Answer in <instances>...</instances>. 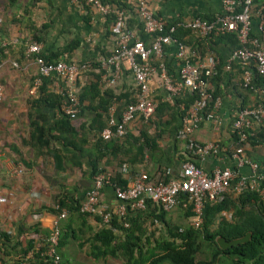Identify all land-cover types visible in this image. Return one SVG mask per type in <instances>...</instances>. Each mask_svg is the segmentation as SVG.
<instances>
[{"label":"crops","instance_id":"crops-1","mask_svg":"<svg viewBox=\"0 0 264 264\" xmlns=\"http://www.w3.org/2000/svg\"><path fill=\"white\" fill-rule=\"evenodd\" d=\"M126 3L131 8V11L125 9L127 17L131 18L133 15V18L136 19L133 13L134 0H127ZM222 3L223 0H151L150 7L155 14L168 22H173L177 20L186 21L193 17L212 18L222 13ZM34 4L33 0H27L23 4H19L17 0L14 6H6L7 10L12 11L11 15L0 21V86L2 90L0 100L2 103L0 105H3V107L0 106V197L5 199L0 204V232L9 236V241L0 245V255L5 252L8 255L4 257L6 261L18 255L19 248L13 247L18 239L21 242L19 247H23L26 239L37 235L32 230L35 224L38 230L51 229L56 216L40 206H50L54 197L65 191H70L69 196L73 194L84 198V193L91 185L92 179L90 176L91 166L86 155H80L79 152H76L80 162L79 167L72 165V161L65 158L66 161L63 163L59 161L61 166L56 169L52 159V150H59L60 154L68 156L73 152L72 149L64 147L59 140H51L48 148L46 146L40 147L30 140L31 127L29 122L34 120L36 115H47L46 128H49L53 121L59 117L56 107L48 108L40 105L32 107L29 104L31 99L37 96V87L35 89L32 87V81L37 72L32 58L24 55L22 47L24 42L28 41L27 37L31 34L29 30L32 29V26L37 27L38 23L47 25L44 29L45 39L43 42H39L40 53H45L49 47L52 49L59 48L68 41L64 37L62 38L63 42H61L59 33H67L69 30L72 33L73 31L74 34L69 40L78 39L79 45L70 52L62 53L59 58L75 63L91 62V68L78 76L74 87L76 91H79L81 86L95 80L101 96L108 98V95H111L107 110L108 116L118 119L125 104L122 102L123 100H116L115 97L124 93H132L136 89L126 63L120 64L114 83L107 81V77L99 67V60L112 51L117 37L107 15L103 16L96 9L91 8H86L83 11L79 7L82 8L84 5L77 0H62L60 9H65V13L63 12L65 17L62 26L59 23L60 25L56 30L53 27L56 22L53 15L47 16L50 11L44 10V17L47 20H37V13L41 6ZM43 8L45 9V7ZM85 14L87 21L84 20ZM17 18L19 19L18 23L12 22ZM22 19L30 21L28 26L25 27L24 24H21ZM132 26L134 25L132 24ZM50 27L53 28V31H49ZM129 29L134 31L131 27ZM250 34L257 37L259 35L258 19L254 13H251ZM222 39L220 40L215 36L210 39L199 38L193 32H187L181 36V40L189 46L196 47L200 55L212 51L218 61L223 64L230 51V45ZM175 49V45L169 43L164 46L163 53V60L168 67L167 72L172 78L177 77L174 59ZM93 61H95V67H92ZM12 63L15 65L13 66ZM225 76L227 79L218 80L216 85L213 84L215 89L218 88V96L221 98L220 105L214 112L215 118L201 121L192 131V137L195 140L199 142L211 140L217 144L216 152L194 158V162L205 170L234 165L229 156L235 147L231 136L233 113L239 105H251L257 99L253 92L240 86L241 74L238 66L232 65ZM44 79L49 91L58 94V90L65 87L62 80L55 75L47 76ZM189 95L190 92L186 88H182L174 100H183ZM148 96L157 103L167 102L171 109H165L158 117L152 118L158 126L155 124L147 125L148 120L144 121L141 118H136L126 124V134L120 146L100 147L97 141L100 137V131L95 121V150L89 147L93 142L92 135L88 136V142L84 145L90 148L92 153L95 151V172L103 171V173L113 175L118 172L122 163H126L128 170L123 174L124 176L128 177V172L133 173L134 170L145 172L150 179H156L161 176L162 170L165 169L163 165L164 156L169 155L172 158V163L168 169L170 175L172 177L178 175L180 165L186 155L183 142L175 137V130L180 124V117L175 113V111L177 112L176 106L165 100L166 91L157 76H153L148 81ZM10 108H15L17 111L13 109L10 113ZM7 113H9L8 116ZM3 115L4 118H2ZM102 115L101 120L104 117V114ZM78 119V124L87 125L91 120V115L86 112ZM140 130H144L147 137H151L155 130L160 132V136L155 139L156 146L153 149L145 146L141 151L138 150L140 141H142L139 138ZM242 153L249 160H254L253 162H264V146L260 144L251 145L247 143L243 146ZM251 174L252 171L248 165L238 167V175L250 177ZM233 184L234 180L231 181V188ZM226 194L233 197L236 195L231 190ZM100 199L106 205L114 204L112 185H103ZM175 210L178 212L179 209L176 207L166 211L165 216H169L171 219ZM227 212L231 214L230 211ZM179 213H181L180 210ZM88 223L92 224L95 231L102 227L100 222L94 221L92 218H89ZM71 246L68 244L66 249ZM71 258L73 260V257L69 255L67 258H63V262L69 264Z\"/></svg>","mask_w":264,"mask_h":264},{"label":"built area","instance_id":"built-area-1","mask_svg":"<svg viewBox=\"0 0 264 264\" xmlns=\"http://www.w3.org/2000/svg\"><path fill=\"white\" fill-rule=\"evenodd\" d=\"M82 5L96 9L101 15H113L112 28L117 34L112 51L99 60V67L103 70L109 83H114L120 64L126 63L131 72L134 86L137 89L136 101L126 104L120 117L114 119L108 116L106 125L100 130L99 136L103 140L112 137L121 138L126 132V124L137 114L138 118L146 121L154 112L157 102L148 96V81L157 76L166 91L165 100L173 104L176 94L186 88L193 96L191 103L184 108L178 104L183 113L180 124L175 130V137L182 141L187 154L181 163L179 173L167 182L152 183L145 172L140 171L130 178L124 187L113 186L115 202L106 205L101 202V189L109 184L106 173H97L93 176L90 187L84 193L81 210L95 215L98 214L102 226L108 225L112 216L127 226L122 216L143 210L147 201L169 211L176 207L190 206L193 213L190 225L196 227L201 221V210L205 202H218L229 190L234 194L242 191L254 190L264 199V187L261 182L264 174L257 169V164L247 158L243 151L233 150L229 153L237 171L230 167H214L205 170L194 163V158L201 157L210 152L217 151V144L211 140L199 142L192 137V131L206 119L215 118L214 112L220 105L221 98L213 96L211 77L216 72L219 61L212 51L199 55L196 47L180 42L173 34L178 28L189 29L199 38L210 39L216 34L234 33L238 46L230 49L226 61L221 68L227 72L232 65L240 69L242 87L249 89L256 95V102L251 105L238 107L233 113L231 128L237 140L245 143L252 136L258 126L264 127V17L262 0L255 9L258 19L259 35L250 34V20L252 13V0H223L222 13L215 15L211 20L193 17L189 20L166 21L155 14L150 7L151 0H134L133 13L142 30L152 36L146 46L135 32L127 26L128 17L124 8L106 2V0H77ZM173 43L176 47L174 59L177 67V77L167 72L164 60V46ZM24 55L31 57L36 66L37 75L32 81L35 89L41 84L42 77L55 75L62 80L65 87L58 90L61 97L57 107L59 115L70 120L75 119L78 112V100L75 94L74 83L78 76L91 68V62L75 63L71 60L59 58L52 62L44 61L40 53V44L31 42L26 44ZM13 66L15 63H12ZM253 71L263 80L257 84ZM2 90L0 86V99ZM248 165L252 171L250 177L237 174L238 167ZM20 172V169H18ZM118 172H127L126 163H122ZM234 180L232 188L231 181ZM0 197V204L4 202ZM221 215L229 218L228 212ZM64 214H60L62 217ZM56 217L52 222L51 234L47 237V246L37 251L35 246L37 236L33 239V249H29L24 256H16L4 264H27L34 260V254L42 263H59V255L55 252L57 246ZM39 242L38 245H40Z\"/></svg>","mask_w":264,"mask_h":264},{"label":"trees","instance_id":"trees-1","mask_svg":"<svg viewBox=\"0 0 264 264\" xmlns=\"http://www.w3.org/2000/svg\"><path fill=\"white\" fill-rule=\"evenodd\" d=\"M3 1L8 7L14 6L17 2V0ZM261 1L262 0H252V13H254ZM106 2L131 11L130 6L126 3L127 0H106ZM84 8L88 9L89 7L84 5ZM262 13L264 17V6ZM107 17L111 22L113 21V15L109 14ZM86 18L87 16L85 14V21H87ZM211 19L212 18H208L207 20ZM12 22L18 23L19 19H14ZM128 22H131V24H127L128 28H133L136 37L147 46L152 40V36L142 30L141 24L137 23L133 15L131 18H128L127 23ZM132 24L134 26H132ZM46 27V24H40L38 29L34 26H32V29L29 28L32 39L36 42H43L45 39L44 29H46ZM187 32L192 31L178 28L173 36L180 40V42L187 44L181 40V36ZM215 37L220 38V40L223 38L224 41L229 43L230 49L238 46L234 33L216 34ZM78 45V39H70L59 48H47L45 53H41V55L44 61L52 62L57 60L62 53L70 52ZM164 63L168 70L166 62ZM221 66L222 62L219 61L216 72L211 77L212 84L215 83L216 85V81L227 79V76H225L226 72L222 70ZM92 67H95V61L92 62ZM253 77L257 84L260 80H263V77L259 76L255 71H253ZM44 78L45 77H42L41 84L37 86V96L31 99L29 104L32 107L40 105L48 108H57L61 97L56 92L49 91L46 88ZM241 83L242 79L240 80V86L242 87ZM217 89L218 88L215 89L213 85V96L218 95ZM243 89L250 91L247 88ZM75 94L78 100V112L73 120H77V122L75 123L64 115H59L49 128H46L47 115L38 114L34 120L29 122L31 127L30 140L36 145L40 147L46 146V148L49 147L51 140H59L64 147L72 149L73 152L68 156L60 154L59 150H52V159L53 162H55L56 169H59L61 166L59 161L63 163V161H66L65 158L71 160L72 165L79 167L80 162L76 156V152H79L80 155H86L91 166L90 176L93 178L94 175L103 173V171L95 172V151L92 153L90 148L84 145L88 142V136L92 135L93 142L89 147L95 150V121L97 122L99 131L106 125L108 118L107 110L111 101V95H108V98L101 96L95 80L89 82L87 85L81 86L79 91H75ZM136 95L137 89L132 93L118 95L115 99L123 100L122 102L125 105L132 104L136 101ZM192 98L193 96L190 94L186 99H175L173 101L172 105L176 106L177 112L175 111V113L179 117H181L183 110L177 108L178 104L186 108L189 103H191ZM242 106L243 105H239L238 107ZM165 109H171L167 102L157 103L153 114L147 119L148 121L146 120V124H155V126H158L156 121L154 122L152 118L158 117ZM86 112L91 115L90 122L87 125L84 123L78 124L79 116H82ZM102 114H104V117L101 120ZM125 134L121 138L112 137L108 140H103L101 137H98V145L102 148L120 146L122 145ZM159 136L160 132L158 133L156 130L151 137H147L146 132L140 130L139 138L142 139V141H140L138 150L141 151L145 146L149 149H153L156 146L155 139ZM231 136L235 144L233 150H242V147L247 143L264 146L263 126L256 127L252 136H250L245 143L237 140V136L233 129H231ZM185 155L189 154L185 152ZM164 157L165 161L163 165L165 169L162 170L161 176L156 179H150L146 174L148 180L152 183H165L172 178L168 170L172 163V158L169 155ZM185 159L186 157H184L182 161ZM255 163L257 164L258 171L264 174V162L255 161ZM230 168L237 171L234 165H230ZM139 172L140 171L136 172L134 170V174L128 172V177L120 172L114 173L113 175L106 173L107 181L110 185L124 187L127 181ZM261 186L264 187V179L261 182ZM69 192L70 191H65L61 194H57L50 206H40L52 212L57 218L55 226L57 230V246L55 252L61 254L63 258L65 255L64 250L69 244L77 249L85 247V253L93 259L102 260L105 257H120L122 258L123 264H160L162 262H167L168 264H226V260H228L230 264H264V199L254 190L242 191L234 197L229 196V194H224V197L218 202H205L201 210V223L196 228L187 223L183 224L182 228H179L177 224L168 225V222L165 220L166 211L151 204L150 201H147L145 209L122 216V219L127 222V226H123L115 216H112L108 225H104L96 231L92 224L88 223V220L92 218L94 221L100 222L101 219L99 215L96 213L93 215L82 211L81 203L84 198L73 194L69 196ZM39 209H37V211H39ZM178 209L182 211L181 214L184 219L188 218L189 220L193 216V213L190 211V206L185 208L179 206ZM148 210H150V212H147ZM222 211L231 212L230 220L225 219L223 216H218ZM62 213L64 215L60 217ZM147 218H150L149 222L152 225L155 224V222H160L165 226L166 234L154 238L153 243L149 242V237L152 236L153 233L151 231L148 233L144 227V222ZM216 218H218L217 222ZM212 226L213 228L210 229ZM32 230L36 232V236L40 239L47 238L52 232L51 229L38 230L36 224L35 227L33 226ZM115 230H118V233H115ZM246 232H250V236L245 242L238 243L237 245L225 249L219 248L216 244L215 238L218 236L226 240H231L243 236ZM200 239L205 242L206 248L203 252L204 256L202 258H196L197 253H202L199 242ZM34 240L33 238L26 239L24 246L19 247L21 242L18 239L13 247L19 248L18 254L22 256L29 249L34 248ZM8 241L9 236L0 232V245ZM46 246L47 243H40L36 249H38L37 251L39 252ZM5 256L8 255L3 252L0 255V261H2ZM61 263L62 262L59 261L58 264ZM27 264L43 263L38 253H35L34 260L27 261ZM45 264H50V262H46Z\"/></svg>","mask_w":264,"mask_h":264},{"label":"rangeland","instance_id":"rangeland-1","mask_svg":"<svg viewBox=\"0 0 264 264\" xmlns=\"http://www.w3.org/2000/svg\"><path fill=\"white\" fill-rule=\"evenodd\" d=\"M27 0H18L19 4H23L25 3ZM32 1V0H31ZM33 3H35L34 5H40L41 7H39L40 11L37 13V20L40 21V19H44V20H47L46 17H44V10L46 11H50V13H48L47 16L49 15H53V19L54 21H56L54 24H53V27L54 29L57 30L58 26L60 25L59 23H61L60 26H62V22L64 21L63 18L65 17L63 12L65 13V9L62 10L60 9V6L62 4V0H33ZM43 3H45V5H43ZM8 7V6H7ZM11 7V6H10ZM45 7V9L43 8ZM79 9H83V11H85V8L84 6H82V8L79 7ZM13 10V9H12ZM61 11V13H60ZM11 12L12 11H9L6 9V4L3 0H0V21H2L3 18H8L9 15H11ZM33 18V17H32ZM35 19V18H34ZM30 21H27V20H21V24H24L23 26H28ZM39 25H36L37 29L39 28L40 26V23H38ZM49 31H53V28L50 27L49 28ZM70 31V30H69ZM61 32L59 33V40L61 42H63V39L65 37V39L69 40V38H71L73 36V31L72 33L71 32ZM28 38V41L27 42H24L23 44V51L25 50L26 48V44L27 43H31V42H36L34 39H32L31 35ZM39 43V42H37ZM2 98V97H1ZM1 100V99H0ZM2 102L0 101V104ZM3 107V105H0ZM13 109L15 108H10V113H12ZM5 110V109H3ZM15 111H17L15 109ZM3 114V113H2ZM13 114H17V113H13ZM9 115V113H7V116ZM5 116L3 115L2 118H4ZM1 121V120H0ZM75 123L77 122V120H73ZM174 215L171 216V219H169V216H165V220L168 222V225H173V224H177L179 226V228H182V225L187 223L188 224V218L187 219H184L183 216H182V211H180L181 213H179V210L178 212L175 210L174 211ZM166 215V213H165ZM150 218H147L145 219V222H144V227L146 228V231L149 233L150 231L153 233L152 236L149 237V242L150 243H153L154 241V238H158L160 235H164L166 234L165 233V226L164 224H161L160 222H155V224H151L149 222ZM155 226V227H154ZM213 226L210 228L212 229ZM146 232V233H147ZM115 233H118V230H115ZM35 236H33V238H35ZM47 238H39L37 236V240L35 242V246H39V242H43V243H47L46 241ZM200 242V248L202 250V253H197L196 254V258H202L204 256L203 252L206 248V244L204 241H202L201 239L199 240ZM69 249H65L64 253V258H67L69 255H71V257H73V260L71 258V262L69 264H123V261H122V258L120 257H105L103 258L102 260H98V259H93L92 257H90L88 254L85 253V247L81 248V249H77L76 247H68ZM25 254H23L22 256H24ZM59 255V261H61L62 263L61 264H65L63 261V256L61 257V254H58ZM17 256H21L20 254H18ZM16 257V256H15ZM8 261V260H7ZM5 259H3L2 261H0V264H4L7 262ZM226 264H230V262L228 260H226ZM67 264V263H66ZM160 264H168L167 262H162Z\"/></svg>","mask_w":264,"mask_h":264},{"label":"water","instance_id":"water-1","mask_svg":"<svg viewBox=\"0 0 264 264\" xmlns=\"http://www.w3.org/2000/svg\"><path fill=\"white\" fill-rule=\"evenodd\" d=\"M138 117H139V115L137 114L127 124H129L130 122H132L134 119H136ZM249 236H250V232H246L243 236L233 238L231 240H226L225 238L218 236L215 238V241H216V244L219 248L225 249V248L231 247L233 245H237L238 243L245 242L249 238Z\"/></svg>","mask_w":264,"mask_h":264},{"label":"clouds","instance_id":"clouds-1","mask_svg":"<svg viewBox=\"0 0 264 264\" xmlns=\"http://www.w3.org/2000/svg\"><path fill=\"white\" fill-rule=\"evenodd\" d=\"M178 208V207H177ZM222 212H227V211H222ZM218 216H223L224 217V215H221V214H219ZM225 219H227V220H230V218H231V214H230V217L229 218H227V217H224ZM191 220H192V217L188 220V225H190V222H191ZM218 221V218H216V222ZM200 223H201V221H200ZM199 223V224H200ZM199 224H198V226H199ZM190 226H192V225H190ZM198 226H196V227H198ZM192 227H194V226H192ZM196 227H194V228H196ZM180 230V229H179Z\"/></svg>","mask_w":264,"mask_h":264}]
</instances>
